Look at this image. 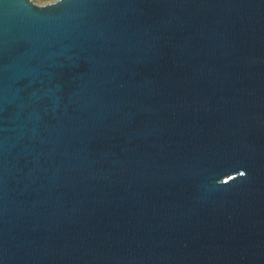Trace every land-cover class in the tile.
<instances>
[{
    "label": "water",
    "instance_id": "1",
    "mask_svg": "<svg viewBox=\"0 0 264 264\" xmlns=\"http://www.w3.org/2000/svg\"><path fill=\"white\" fill-rule=\"evenodd\" d=\"M0 264H264V0H0Z\"/></svg>",
    "mask_w": 264,
    "mask_h": 264
},
{
    "label": "snow or ice",
    "instance_id": "2",
    "mask_svg": "<svg viewBox=\"0 0 264 264\" xmlns=\"http://www.w3.org/2000/svg\"><path fill=\"white\" fill-rule=\"evenodd\" d=\"M65 3L69 4V5H75L79 2V0H64ZM29 7H32L31 4L28 5ZM37 11H42V10H46V8H42V9H35Z\"/></svg>",
    "mask_w": 264,
    "mask_h": 264
},
{
    "label": "rangeland",
    "instance_id": "3",
    "mask_svg": "<svg viewBox=\"0 0 264 264\" xmlns=\"http://www.w3.org/2000/svg\"><path fill=\"white\" fill-rule=\"evenodd\" d=\"M51 1H54V0H38L37 3H39V4H45V3H49Z\"/></svg>",
    "mask_w": 264,
    "mask_h": 264
},
{
    "label": "built area",
    "instance_id": "4",
    "mask_svg": "<svg viewBox=\"0 0 264 264\" xmlns=\"http://www.w3.org/2000/svg\"><path fill=\"white\" fill-rule=\"evenodd\" d=\"M33 1L37 2L38 0H33Z\"/></svg>",
    "mask_w": 264,
    "mask_h": 264
}]
</instances>
